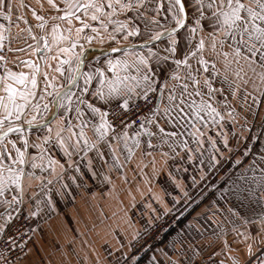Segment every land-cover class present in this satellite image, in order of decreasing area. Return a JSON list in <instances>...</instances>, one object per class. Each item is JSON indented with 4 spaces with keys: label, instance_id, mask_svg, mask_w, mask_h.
<instances>
[{
    "label": "snow or ice",
    "instance_id": "6c2138e0",
    "mask_svg": "<svg viewBox=\"0 0 264 264\" xmlns=\"http://www.w3.org/2000/svg\"><path fill=\"white\" fill-rule=\"evenodd\" d=\"M31 7L0 0V264H20L17 236L36 231L10 235L14 216L55 211L54 185L67 189L78 161L96 177L91 153L126 184L163 179L184 197L175 173L198 164L191 183L213 197L189 220L206 195L169 207L149 187L153 221L187 223L155 247L134 230L112 264H140L141 253L146 264H264V0H40L34 22L19 11ZM99 217L110 219L103 207Z\"/></svg>",
    "mask_w": 264,
    "mask_h": 264
},
{
    "label": "crops",
    "instance_id": "0c3cea01",
    "mask_svg": "<svg viewBox=\"0 0 264 264\" xmlns=\"http://www.w3.org/2000/svg\"><path fill=\"white\" fill-rule=\"evenodd\" d=\"M13 3L18 6L21 0H13ZM24 3L30 4L32 7L20 9V14L25 15L30 21L34 22L31 11L32 8L39 10L40 0H24ZM25 27L26 25L21 22L20 28ZM12 31L15 35L18 29L13 27ZM26 36L27 33L21 34V44ZM14 46L16 45L14 44ZM20 58L26 59L27 57L26 55H20ZM237 132H239V129H237ZM88 136L92 138L93 133L88 131ZM176 150L180 151L179 148ZM163 151L169 150L165 147ZM172 154L169 152L170 156ZM155 155L157 160H159V152L155 153ZM181 155H183L182 152ZM90 156L93 158L92 169L97 173L96 177L93 178L91 172L88 170L87 161H78L81 169L80 172L67 171L65 173L64 182L69 187L67 189H61L60 183L54 185L55 211L45 209L40 218L33 219V228L36 231L34 234L32 233L31 239L27 243L26 254L21 259L20 264H112L118 251H129L127 247L120 249V245H127L132 240L134 230L147 231L158 221H153L152 217L153 215H160V213H152L150 209L145 207V205L151 202V194L148 191L149 187L152 188L153 192L161 195L165 204L169 207L173 206V197L181 198V205L177 207H182L184 203L189 202L190 198L196 197L199 199L201 195H206L208 199L200 204L196 208V211L192 212L191 216L187 217L189 220L197 212L203 211L205 206L213 198L210 188H204L202 192L203 185H192L191 183V176L195 175L199 179L201 175L200 171H193V168L198 167V164L189 167L187 176L183 180H181L180 173H175L177 181L181 182L188 192V196L184 197L182 191L175 189L171 182L165 184L163 179L159 182L153 181L152 185H147L139 177H136L132 180L131 184H126L120 172L110 170V162L109 164L102 165L99 160L95 159V153H91ZM139 158L140 153L137 152V159ZM61 162L63 163L64 161ZM135 165L136 160H133L131 166L125 169L130 179L135 176L131 171V167H135ZM67 167V164H65L66 169ZM100 173L110 175L115 185V191L111 196L109 195V189L113 187V184L104 181ZM70 176L77 177L76 181L73 182L70 180ZM216 179H219V177ZM77 184L79 187H77ZM137 185H139L140 191H137ZM162 186L167 188V192L171 193V195H167L162 191ZM129 187L132 189L131 195L126 191ZM57 189L63 195L57 193ZM133 196L135 197V208L130 206ZM120 201L123 203L121 204ZM156 206V204H153V207ZM30 207V205L24 206L25 210ZM101 207H103L104 211L110 217L103 224L100 223L102 218L99 217ZM160 207L162 208L163 205ZM122 209L126 210L127 215L131 217V227L127 223H124L122 219L124 211ZM2 211L3 209L0 208V212ZM113 212H116L115 216L112 215ZM22 214L25 215V212H22ZM163 217L161 216V218ZM2 222L3 220L0 219V223ZM183 223H187V220L182 219L177 227ZM93 224L96 225L95 228H93ZM106 226L115 228L116 233L110 234L109 228ZM163 242L160 243L161 246ZM205 242L201 241V243ZM213 250L215 248L206 250L205 256ZM109 253H113V255L110 256ZM217 258L224 259L225 257L221 255ZM146 261L147 257L142 259L140 264H146ZM228 264H230V261Z\"/></svg>",
    "mask_w": 264,
    "mask_h": 264
},
{
    "label": "built area",
    "instance_id": "2783aa9c",
    "mask_svg": "<svg viewBox=\"0 0 264 264\" xmlns=\"http://www.w3.org/2000/svg\"><path fill=\"white\" fill-rule=\"evenodd\" d=\"M182 219H183L182 217H179V216L176 217V220L180 222ZM178 225L179 223H176V221L173 220L172 214H168L164 216L163 218H161L160 220H158L157 222H155L149 228V230H147L148 234L142 237V242L146 240L148 243H151L155 247L157 244H160L161 242H163V240L166 239L167 236H169V234H171L175 230V228H177ZM27 227L33 228V220L30 221V220L25 219V215L21 213L19 214V216H14V220L12 221L10 225V229L7 231L9 232L10 235L17 236V230H19L20 232H23V230ZM162 229H166L168 231L165 232V231H162ZM31 235L32 233H28L27 235H23L22 237L17 236V241H16L17 245L19 246L21 244L26 243V246H27L29 237H31ZM26 246L23 249V257L26 254ZM138 247L139 245H134L131 250V253H135ZM141 255H142V259H144L145 257H147L148 254L141 253Z\"/></svg>",
    "mask_w": 264,
    "mask_h": 264
},
{
    "label": "rangeland",
    "instance_id": "374dc122",
    "mask_svg": "<svg viewBox=\"0 0 264 264\" xmlns=\"http://www.w3.org/2000/svg\"><path fill=\"white\" fill-rule=\"evenodd\" d=\"M98 46V45H97Z\"/></svg>",
    "mask_w": 264,
    "mask_h": 264
}]
</instances>
